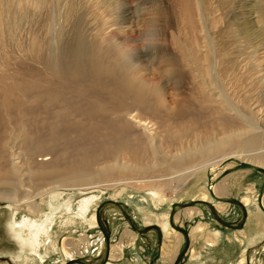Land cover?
<instances>
[{
	"label": "bare ground",
	"instance_id": "6f19581e",
	"mask_svg": "<svg viewBox=\"0 0 264 264\" xmlns=\"http://www.w3.org/2000/svg\"><path fill=\"white\" fill-rule=\"evenodd\" d=\"M109 1L113 0H89L91 14H97L96 10L102 6H109ZM177 1L188 33L184 38H174L176 55L160 56L161 71L174 74L176 79L188 75L194 84L196 99L167 108L164 105L163 87L145 80L139 75V69L132 65L134 57L143 48H123L107 31L113 26L107 19L99 26L89 22L91 27H88L89 32L86 34L89 40L80 36L74 44L70 42L61 54V65L50 67V62L43 56L45 67L53 73L54 81L43 80L51 87L46 86L40 90L38 87L44 82L39 77L35 78L33 71L17 76L15 71L9 69L10 60L5 41L6 38H15L21 34L17 31L20 21L25 19L27 22L23 33L26 31L29 35L34 32L35 37L31 36L32 33L28 37L29 46H40L41 41L45 47L48 44L46 39H38L35 32L40 31L59 5L62 10L70 7L64 11V20L67 22L74 15L76 17L78 10H71L70 0H0V62L3 66L0 82H4L0 86V202L8 203L6 208L0 207V255L12 257L16 264H35L32 260L36 258L30 260L28 252L37 247L40 249L36 252L38 259L42 258L41 248L47 247L59 253V234L69 231L77 220L70 217L49 231L50 215L55 213L50 201L54 199L52 195L58 189L76 191L92 187L111 190L113 195L119 197H128L130 204L142 211L143 221H156L159 224L166 237L164 248L167 249L175 232L166 211L171 199L163 194L165 183L156 173L171 175L188 171L196 182L186 197L210 199L207 197L210 191H206L209 179L204 170L207 166L215 168L221 161L232 156L248 162L250 166L247 170L233 172L223 178L224 183H219L220 188H212L214 191L220 189L223 195H228L236 185H241L244 189L241 201L247 217L259 221L256 198L251 192L260 184L257 169H264V124L259 120L254 124L248 122L246 95L243 94V100L240 99L243 110L232 107L220 89H217L212 74L215 58L220 72H228L235 81L248 75V62H244L248 58L245 51L248 49V19L240 22L234 20V8L238 0H216L221 10L213 25L210 21L215 33L212 42L204 32L199 0ZM152 10L149 26H153L157 18L156 9ZM48 30L46 24L45 37ZM237 38L239 43H236ZM82 51L90 53L79 59L73 58ZM243 54L244 58H240ZM81 68L87 70L82 72ZM64 89L78 93L80 101H71ZM31 92L35 94L30 95ZM24 95L32 100H22ZM25 102H29V107ZM34 104L39 108L42 106L45 117L38 120L33 115L32 119L25 118L29 113L38 112ZM256 112L255 115L261 109ZM60 132L64 133L65 137L62 136L66 139L73 133L74 139H87L89 149L79 155H67L55 149L50 143H55L53 141L60 137ZM239 151L248 152L239 157ZM231 165L227 164L226 167ZM244 173L245 176L242 175ZM218 174L213 173L212 179ZM238 179L241 181L236 183ZM13 216L20 219L12 222ZM87 224L90 227L96 224L94 215ZM25 229L28 232L23 234ZM195 229L197 235L194 241L197 245L194 244L190 249V258L186 264L248 262L245 240L239 239L237 233H225L208 221L202 222ZM53 232L56 234L53 235ZM260 232L250 233L248 238H257ZM232 240L240 246L238 253L233 252ZM134 243L130 242L133 246ZM181 243L178 237L174 255ZM66 245V242L62 243V249L68 254ZM124 245H120L119 256L122 257ZM13 247L16 251H12ZM111 257L118 256L112 254ZM128 263L123 261L117 264ZM132 264H140L138 254Z\"/></svg>",
	"mask_w": 264,
	"mask_h": 264
},
{
	"label": "rangeland",
	"instance_id": "374dc122",
	"mask_svg": "<svg viewBox=\"0 0 264 264\" xmlns=\"http://www.w3.org/2000/svg\"><path fill=\"white\" fill-rule=\"evenodd\" d=\"M70 1L71 10L75 8L78 10L76 17L74 15L70 21H65L66 12L64 13V11L69 10L70 7L68 6L66 10H62L60 4L57 9L59 11L56 10L55 14L48 20L45 19L47 23L41 27L40 31H38L39 33L37 32L38 34L35 32L38 39L41 38L43 41L46 39L47 46L44 47L41 41L40 46L33 48L29 46L28 37L30 33H32L31 36H34V32H30L29 35L26 31L23 33L24 27L27 25L25 19L21 20L17 25V31L21 34L15 38H6V52L10 60L8 62L12 65H9V69L15 71L17 76L18 74H28L29 71H33L35 78L39 77L44 82L38 87L40 90L46 86L51 87L45 84L46 82L43 80L45 78L54 81L53 73L45 67L43 56L50 62V67L61 65V54L70 42L74 44L80 36L89 40L86 37L89 32L88 27H91L89 22L99 26L105 23L104 21L107 19L113 24L107 31L109 30L114 40L117 43L120 42L123 48H135L137 50L143 48L141 53L134 57L132 65L139 69V75H142L145 80L156 82L163 87L165 107L174 108L176 105L196 99L195 87L188 75L176 79L174 74L162 72L160 56L162 54L176 55L174 38H184L188 33L186 24L181 19L177 0H113L107 3L109 6H102L99 9L100 11L96 10L97 14H93V12L91 14L90 9L92 8L88 4L89 0H86L87 2L84 0ZM215 2L216 0H199L200 17L202 14L204 32L206 31L205 34L209 35L208 37L212 39V42H214L215 38L212 25L214 20L219 18L221 10L218 9ZM235 5L236 15L234 18L236 19H233L239 22L246 18L248 19V49H245L248 53V58L244 61L248 62L246 66L248 75L245 78H241L243 81L241 79L235 81L228 72H225V74L220 72L215 58L212 74L215 77L217 89H220V93H222L226 101L231 103L232 107H238L239 110H243L240 99L246 95L245 108L246 110L248 109V113L245 112L248 116V122L254 124L256 120H259L264 124V0H238ZM105 7H109L108 10ZM152 9H156L157 18L153 26H149L148 22L152 17ZM217 10L218 12H216ZM99 13L104 16H98ZM208 13L210 14L208 15ZM224 18L227 19V15L224 14ZM210 21H212V25ZM46 24L49 26L47 37L44 34ZM238 40L239 38H237L236 43H239ZM88 53L90 52L82 51L73 58L79 59L81 56L85 57ZM243 56L245 55L243 54L239 57L242 58ZM81 70L84 72L87 69L81 68ZM2 72L3 66L0 62V74ZM235 72L238 71L233 73ZM223 74L224 76H222ZM225 76L227 79H225ZM2 83L4 82H0V86ZM232 85L234 86L233 88ZM64 90L71 101H80L78 93ZM0 94L2 93L0 92ZM32 94L34 95L35 93L31 92L30 95ZM227 96H230L229 99ZM25 99L32 100L27 95L22 96V100L25 101ZM27 103L25 102V104ZM250 104L251 107L249 106ZM33 106L39 113H29L25 117L26 119H32V115L37 120L46 116L42 106H40L41 110L36 104ZM27 107H29V104H27ZM259 108L261 112L255 115ZM252 111L254 112L251 115L250 112ZM62 135L64 136V133L60 132V139L53 141L55 142L54 144L50 143L55 149H60L67 155H79L89 149L87 139H74V133L72 136L69 135L68 139ZM239 152V157H243L248 151ZM21 155L23 154L21 153ZM39 158L40 156L37 159ZM225 160L221 161L215 168L207 166L204 170L209 179L206 191H210L209 193L207 192V197L210 199H203L200 196L197 198L186 197L189 195V190L194 189V182H196L188 171H185V173H171V175L163 172L156 173L160 175L161 178L159 179L165 183L163 194L167 199H171L166 211L170 226L175 232L169 248H164L166 237L159 224L156 221H143L142 211L130 204L128 197H119L118 195H113L111 190L97 187L78 189L76 191L75 189H58L52 195L54 199L50 200L54 206L53 210L55 213L50 215L48 230L50 231L51 227H57L61 222L68 221L70 217L72 219L75 218L77 221L69 231L65 230L59 234L57 240L59 253L47 247L41 248L42 258L38 259L36 252L40 251V249L38 250L37 247L36 250L28 252V255H31L30 260L35 257L36 259L32 260L35 264H117L123 261H126V263L132 261L133 263L135 255L138 254L140 264H186L189 251L195 244L194 237L197 235L195 228L202 222H211L212 226H216L226 232L235 233L245 229L247 214L240 197L234 195L223 196V192L220 189L214 191L212 186L220 188L219 183H224L222 182L223 178L230 173H239L242 170H247L250 165L248 162L234 156ZM230 163L232 165L226 167ZM211 172L219 174L212 179L213 173ZM257 172L259 174L264 173V169H257ZM242 175L245 176V173ZM23 189H26V187H23ZM262 192L264 193V178L260 195H262ZM260 201H262L261 196ZM7 205L8 203L6 202H0L1 208H6ZM234 206L237 210H235ZM146 208H149V205H146ZM151 208H154V206H151ZM85 210L86 212H84ZM235 211L237 212L235 213ZM92 215L96 218V224L90 227L87 223ZM18 218L13 216L11 221H16ZM27 232L28 230L25 229L22 233L26 234ZM55 234L53 232V235ZM178 237L182 243L177 254L174 255V250L178 245ZM131 241L135 242L134 246L130 244ZM64 242L67 243L66 250L68 254L62 249V243ZM123 243H125V251L122 257L119 254L121 252L120 245ZM12 251H16L15 247L12 248ZM112 254L118 257L112 258ZM248 258L250 259L249 264H264V251H262L260 245L249 249ZM251 258L253 261H251ZM0 264H16V262L10 256L0 255Z\"/></svg>",
	"mask_w": 264,
	"mask_h": 264
},
{
	"label": "crops",
	"instance_id": "0c3cea01",
	"mask_svg": "<svg viewBox=\"0 0 264 264\" xmlns=\"http://www.w3.org/2000/svg\"><path fill=\"white\" fill-rule=\"evenodd\" d=\"M263 178H264V173L262 172L260 174V184L259 187L257 189H255L253 192V196H255L256 198V208L260 213V219L259 221L256 219L251 220L250 217H247L246 220V226L245 229L242 231H236L235 233H237L239 235V239H244L245 240V246H246V258H248V253H249V249L253 248V247H257L258 245H260L262 251H264V193L262 191V186H263ZM239 181L241 180H236V183H239ZM241 185H236V187L234 189L231 190V192L228 195H223V196H236V197H240V199H242L241 197L244 195V189L240 187ZM260 196L262 201H260ZM262 202V203H261ZM235 207V206H234ZM235 210H237V208L235 207ZM246 210V209H245ZM237 211H235L236 213ZM246 212V211H245ZM247 214V213H246ZM223 231V230H221ZM260 232V236H258L257 238H248L250 233H254V232ZM226 233V231H223ZM247 240V242H246ZM233 242V240L231 241ZM233 252L238 253L240 246L237 242H233ZM189 256V255H188ZM190 257H188L189 259ZM188 261V260H187ZM250 259L248 258V262L246 264H249ZM251 261H253V259L251 258ZM198 264H200L198 262Z\"/></svg>",
	"mask_w": 264,
	"mask_h": 264
}]
</instances>
